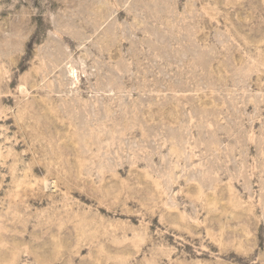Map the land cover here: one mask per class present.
I'll return each instance as SVG.
<instances>
[{
  "label": "rangeland",
  "instance_id": "obj_1",
  "mask_svg": "<svg viewBox=\"0 0 264 264\" xmlns=\"http://www.w3.org/2000/svg\"><path fill=\"white\" fill-rule=\"evenodd\" d=\"M0 264H264V0H0Z\"/></svg>",
  "mask_w": 264,
  "mask_h": 264
}]
</instances>
